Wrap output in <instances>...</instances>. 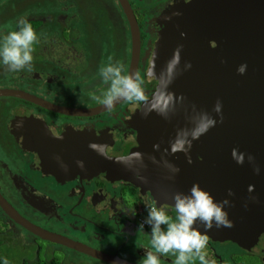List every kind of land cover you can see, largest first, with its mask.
Segmentation results:
<instances>
[{"label":"flooded vegetation","instance_id":"af4514ba","mask_svg":"<svg viewBox=\"0 0 264 264\" xmlns=\"http://www.w3.org/2000/svg\"><path fill=\"white\" fill-rule=\"evenodd\" d=\"M174 1L128 0L140 30L137 74L144 78L149 95L156 86L147 71L160 17ZM57 2L62 0L44 8L43 0H33L26 7L17 0L0 12V37L15 30L20 16L28 18L39 36L33 45L32 71L11 73L0 65V89L23 91L72 110L64 114L21 97L0 95V262L6 258L8 264L44 259L59 264H109L42 238L31 230V223L138 264L144 248H150L151 226L140 230L139 224L141 216L148 214L147 204L167 209L173 220L176 213L130 179L95 168L99 161L126 155L139 135L135 121L142 106L121 100L109 111L92 99L105 87L96 77L101 67L119 62L128 72L129 24L119 0H71L66 8ZM91 142L103 145L106 155L90 149ZM79 153L86 158L84 170L76 164ZM131 207L135 215L121 211ZM255 238L241 243L208 237L204 251L215 264H264V232ZM173 260L162 257L161 264ZM192 264H199L198 259Z\"/></svg>","mask_w":264,"mask_h":264},{"label":"water","instance_id":"95a60500","mask_svg":"<svg viewBox=\"0 0 264 264\" xmlns=\"http://www.w3.org/2000/svg\"><path fill=\"white\" fill-rule=\"evenodd\" d=\"M119 2L132 38L127 73L137 74L140 30L128 0ZM160 20L147 76L154 80L150 74L152 66L159 72L177 46L183 47L180 51V74L169 87L177 97L175 111L168 119L156 112L145 116L144 108L136 115L139 135L133 146H129L127 154L143 153L144 167L139 171L147 181L137 180L133 171L116 162V157L114 161H99L95 168L102 174L115 171L114 177L130 179L172 207V192H188L194 183H198L215 200L229 199L231 204L226 210L232 227L204 230L199 223L194 227L213 239L241 243L255 241V237L264 232V0H176L166 7ZM186 62L191 64V68L182 70ZM242 64L246 65V71L240 74L237 68ZM0 95L21 97L64 114L72 111L19 90L0 89ZM218 99L222 102V121L216 117L215 127L193 141L187 156L183 152H168L176 131L190 126L188 117L193 106L197 111L211 112ZM41 131L44 132V127ZM154 144H159V149H154ZM233 148L245 153L243 164H237L232 158ZM247 154L253 155L255 160L250 163ZM77 155L80 160H86L82 153ZM151 157H155L156 163ZM157 157H160L159 162ZM165 160L180 169L173 179L168 178L171 173L164 167ZM255 165L261 168L259 175L253 171ZM249 185H254L251 194L247 191ZM228 189L234 195L228 196ZM250 197H256V200ZM28 224L33 232L51 242L109 264H130L118 256Z\"/></svg>","mask_w":264,"mask_h":264},{"label":"clouds","instance_id":"9594fccd","mask_svg":"<svg viewBox=\"0 0 264 264\" xmlns=\"http://www.w3.org/2000/svg\"><path fill=\"white\" fill-rule=\"evenodd\" d=\"M178 15V13H176ZM15 30L9 31L6 35L0 37V65H3L8 72L19 73L25 70L32 71L33 65V45L38 42L39 36L36 30L26 16H20L16 19ZM182 45H178L174 50L172 57L165 63L164 67L156 72L153 65L150 74L156 81L154 91L149 95L144 87V78L139 74L125 73L123 65L119 62L109 61L99 69V77L105 87L99 95L92 96V99L109 111L118 101H127L135 103L144 108V115L148 116L156 112L161 117L168 119L170 113H173L177 105V97L169 90L170 85L180 74V51ZM191 64L186 62L182 70H188ZM238 73L243 74L246 71V65L242 64L237 68ZM182 101L183 98L181 97ZM212 113L216 115L213 116ZM216 117L222 121V102L218 99L212 111H197L193 106V112L188 117L189 127L180 128L176 131L174 138L170 141L167 151L175 154L183 152L186 156L191 150L192 143L206 134L209 129L215 127ZM89 148L96 151L99 155H106L105 148L101 144L91 142ZM154 149H159V144L153 145ZM231 156L237 164H243L245 153L237 148L231 150ZM58 162L60 158L54 157ZM143 153L136 151L127 155H121L115 158L129 170L133 171L135 178L142 183L147 178L141 174L139 169L143 165ZM156 163L155 157H151ZM247 159L251 163L255 157L247 154ZM189 158V163H190ZM77 166L84 170V162L76 161ZM61 166L66 169V165ZM164 167L168 169L173 179L180 169L170 161H164ZM255 174L261 173L259 165L253 167ZM248 193L254 192V185H249ZM228 196L234 195L231 189L227 190ZM171 200L176 213L173 220L165 208L158 207L154 202L147 204L148 214L146 223L151 226L150 248H144L145 253L139 259L138 264H161L162 257H174L173 264H192L194 259H198L199 264H215L204 251L208 245L207 235L194 227L196 224L203 225L204 230L215 228H230L232 221L229 219L227 208L231 202L227 197L221 201L215 198L206 190L202 189L198 183H194L188 192L174 191L171 193ZM256 200V197H250ZM126 214L135 215L134 207L124 209ZM166 225V230L161 226ZM143 224L140 225V230ZM143 247V246H141ZM0 264H8L7 259H3Z\"/></svg>","mask_w":264,"mask_h":264},{"label":"rangeland","instance_id":"374dc122","mask_svg":"<svg viewBox=\"0 0 264 264\" xmlns=\"http://www.w3.org/2000/svg\"><path fill=\"white\" fill-rule=\"evenodd\" d=\"M21 3L23 2V5L26 7L28 4L26 3H29V2H32L33 0H20ZM44 1V8H47L49 6H51L52 4L56 3V0H43ZM71 1V0H62V2H57V5L58 6H62L60 8H66V7H63V6H67L68 2ZM17 3V0H0V12H3L6 8H10L12 4H16ZM143 4L146 5L148 4V1H143ZM10 15H11V12H9ZM7 15L9 16V14L7 13ZM114 28V26H113ZM46 32H49L50 29H45ZM115 42H117V40H119V38H112ZM112 48H109V51H111ZM128 52H129V49H128ZM128 57V56H127ZM96 77L98 78L99 77V72L98 74L96 75ZM100 81L103 83V81L100 79ZM98 83L100 84L99 80H98ZM146 218H147V215L146 216H141V219H144L146 221ZM113 241H115V238L113 237ZM99 264V263H97Z\"/></svg>","mask_w":264,"mask_h":264},{"label":"trees","instance_id":"16d2710c","mask_svg":"<svg viewBox=\"0 0 264 264\" xmlns=\"http://www.w3.org/2000/svg\"><path fill=\"white\" fill-rule=\"evenodd\" d=\"M31 264H59L57 262H47V260H41L39 262H36V263H31Z\"/></svg>","mask_w":264,"mask_h":264},{"label":"built area","instance_id":"2783aa9c","mask_svg":"<svg viewBox=\"0 0 264 264\" xmlns=\"http://www.w3.org/2000/svg\"><path fill=\"white\" fill-rule=\"evenodd\" d=\"M139 224L141 225V224H143V227H146V226H150V225H148L146 222H145V220L144 219H139Z\"/></svg>","mask_w":264,"mask_h":264},{"label":"crops","instance_id":"0c3cea01","mask_svg":"<svg viewBox=\"0 0 264 264\" xmlns=\"http://www.w3.org/2000/svg\"><path fill=\"white\" fill-rule=\"evenodd\" d=\"M115 2V0H113Z\"/></svg>","mask_w":264,"mask_h":264}]
</instances>
